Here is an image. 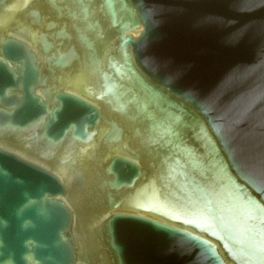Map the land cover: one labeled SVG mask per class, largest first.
<instances>
[{
  "label": "water",
  "instance_id": "1",
  "mask_svg": "<svg viewBox=\"0 0 264 264\" xmlns=\"http://www.w3.org/2000/svg\"><path fill=\"white\" fill-rule=\"evenodd\" d=\"M0 264H264V96L0 97Z\"/></svg>",
  "mask_w": 264,
  "mask_h": 264
}]
</instances>
